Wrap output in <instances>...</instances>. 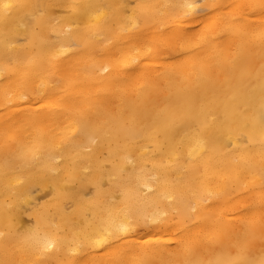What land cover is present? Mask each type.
Segmentation results:
<instances>
[{
	"label": "bare ground",
	"instance_id": "bare-ground-1",
	"mask_svg": "<svg viewBox=\"0 0 264 264\" xmlns=\"http://www.w3.org/2000/svg\"><path fill=\"white\" fill-rule=\"evenodd\" d=\"M0 264H264V0H0Z\"/></svg>",
	"mask_w": 264,
	"mask_h": 264
}]
</instances>
